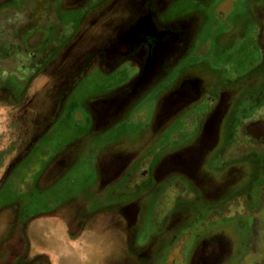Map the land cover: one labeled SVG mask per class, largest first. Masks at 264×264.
I'll list each match as a JSON object with an SVG mask.
<instances>
[{
    "label": "rangeland",
    "instance_id": "1",
    "mask_svg": "<svg viewBox=\"0 0 264 264\" xmlns=\"http://www.w3.org/2000/svg\"><path fill=\"white\" fill-rule=\"evenodd\" d=\"M262 70L264 0H0V256L264 264V145L172 103Z\"/></svg>",
    "mask_w": 264,
    "mask_h": 264
},
{
    "label": "flooded vegetation",
    "instance_id": "2",
    "mask_svg": "<svg viewBox=\"0 0 264 264\" xmlns=\"http://www.w3.org/2000/svg\"><path fill=\"white\" fill-rule=\"evenodd\" d=\"M144 69L143 65H140V68H138V72L141 74L143 71H145ZM211 71H213V69H210L209 71L208 69H206L205 71L202 70L201 73H203V75H206L207 72L209 73ZM262 71L263 72H260L256 76H248V79L245 82L236 81L232 83L228 82L226 84H222L218 82V76H216L215 73L213 74L214 76L212 77V81H209L208 84L202 81H198L199 83H196L195 81L196 84L193 87L194 83H192L190 80L192 88H190L189 86H187L186 88L181 86V90H178L179 98H177L175 101H172L173 105L179 104V108H177V110H182L190 106L192 107L195 103L201 100L206 101V105L211 102L209 106H206L204 108V110L203 108H201L202 112L204 113L203 124H205V132L203 131L197 136L198 138L196 140L198 142L199 139H201V143L214 141L216 144H219V142L224 137L228 136V131H231L232 128L235 127V134L238 137L247 138V143L250 146L254 147L257 145H264V132L262 130L258 131L256 135L260 136V138H257L248 129L251 123L264 120V118H262L263 116H258V118H256V116L260 115L261 113L259 109L260 107L253 105L251 100L249 99L251 92L259 88V85L262 86L261 84H258V81H256L260 80L263 77L264 70ZM192 73L195 74L196 71H193ZM192 77L193 76H191V78ZM143 85L144 82L140 83V87ZM194 91L197 93L196 96L192 97V94L190 93ZM203 96L204 99H202ZM239 117L240 121L238 122ZM127 160L128 159H125L123 162L126 165L128 162ZM135 160L137 161V158ZM181 179V182H183L184 180H188L185 176H182ZM159 185L160 184L157 179L155 180V183L152 184V186L154 187H157ZM188 191L190 192L191 190ZM185 203V201H181V205H179V207L177 208L183 210L185 207L190 206L186 205ZM126 211H129V213L133 212L132 209H128ZM136 221L137 220L135 218L134 225L137 223ZM14 236L15 237L10 238L4 243L6 252L4 251L3 255L1 254L0 256V264H51L48 258H42L40 256L36 257L32 263L28 262L24 252L25 245L22 243L18 245L15 242L16 240L21 239V236L23 235L19 232ZM138 237L139 234L137 238Z\"/></svg>",
    "mask_w": 264,
    "mask_h": 264
},
{
    "label": "water",
    "instance_id": "3",
    "mask_svg": "<svg viewBox=\"0 0 264 264\" xmlns=\"http://www.w3.org/2000/svg\"><path fill=\"white\" fill-rule=\"evenodd\" d=\"M248 129L255 137L260 138V136L256 135V133L260 130L264 132V120L251 123Z\"/></svg>",
    "mask_w": 264,
    "mask_h": 264
},
{
    "label": "crops",
    "instance_id": "4",
    "mask_svg": "<svg viewBox=\"0 0 264 264\" xmlns=\"http://www.w3.org/2000/svg\"><path fill=\"white\" fill-rule=\"evenodd\" d=\"M2 166H3V165H2V163H1V164H0V168H2Z\"/></svg>",
    "mask_w": 264,
    "mask_h": 264
}]
</instances>
